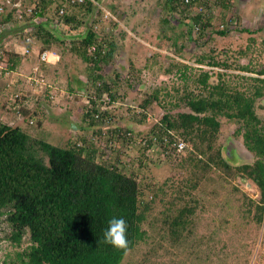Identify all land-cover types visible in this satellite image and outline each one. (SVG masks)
<instances>
[{"label": "rangeland", "instance_id": "1", "mask_svg": "<svg viewBox=\"0 0 264 264\" xmlns=\"http://www.w3.org/2000/svg\"><path fill=\"white\" fill-rule=\"evenodd\" d=\"M95 1L110 16L104 18L93 4L74 12L79 24L74 36L95 31L100 57L111 50L112 56L96 71L71 52V41L64 36L61 41L47 40L48 45L38 38L45 46L52 44L59 60L54 69L43 67L53 90L47 88L45 98L28 99L33 108L42 104L39 110L44 118L53 101L65 112L58 122L45 123L41 132L37 130L40 116H27L33 139L94 152L97 163L114 166L137 181L145 236L121 264H264V217L262 223L256 221L260 193L237 171L255 160L237 133L240 125L219 118V134L205 154L175 131L185 142V151L166 154L163 136L157 132L164 115L175 118L190 113L187 98L207 95L195 83L203 72L211 74L210 84L220 81L230 91L251 94L257 87L264 88V83L252 80L257 76L251 73L264 67V22L251 18L253 23L243 26L226 0H198L190 10L182 0ZM198 13L202 19L196 31L193 17ZM219 31L227 36H218ZM86 55L95 56L87 50ZM212 62L218 67H209ZM23 84L22 90H28ZM104 85L107 90L102 91ZM49 91L59 99H50ZM155 92L159 100L142 107ZM255 112L264 120V98L256 100ZM72 126L79 132H69ZM154 134L157 142L152 140ZM217 150L228 169L210 161ZM37 155L46 162L42 152ZM180 212L184 224L172 229ZM10 233L6 215L0 216V264H18L19 255L29 246L28 233L19 245L7 239Z\"/></svg>", "mask_w": 264, "mask_h": 264}, {"label": "trees", "instance_id": "2", "mask_svg": "<svg viewBox=\"0 0 264 264\" xmlns=\"http://www.w3.org/2000/svg\"><path fill=\"white\" fill-rule=\"evenodd\" d=\"M192 0L187 10L196 8ZM87 9L91 7L88 1ZM226 7V6H225ZM202 14L193 17L198 26ZM64 23L78 28L74 17H64ZM203 30V28H202ZM38 38L61 41L62 38L41 24L37 30ZM225 37L224 31L216 32ZM45 36V38L43 37ZM7 36L0 38V42ZM71 52L83 62L92 64L99 70L112 56V50L100 57L86 55V50L94 44L95 36L83 32L69 37ZM48 45V44H47ZM73 45V46H72ZM202 63V60H198ZM9 69L14 70L19 57L10 55ZM209 67H218L212 62ZM243 67V71H248ZM254 82L264 83V67L253 72ZM209 72L201 73L195 83L206 96L187 98L190 113H179L175 118L164 115L160 124L166 130L180 133L203 154L212 150L224 117L240 125L237 133L243 145L254 157L253 164L243 165L237 171L249 179L259 190L257 204L258 223L264 217V120L255 112V102L264 98V88L257 87L251 94L230 91L226 84H210ZM96 80L101 79L96 77ZM103 90H107L104 85ZM158 101V92L142 102L147 107ZM206 146V150L202 148ZM42 152L47 159L39 157ZM217 166L228 169L226 160L217 150L210 156ZM197 164V163H196ZM139 186L132 176H127L114 166H106L95 161L94 152L74 147L61 148L43 140L31 138L18 127L0 123V216L6 215L11 228L7 236L19 245L25 233L29 235V246L19 255L18 264H121L125 254L144 239L142 229L144 214L140 211ZM125 219L129 248L119 250L104 242V232L108 221L113 218ZM182 212L172 221L171 228L183 226Z\"/></svg>", "mask_w": 264, "mask_h": 264}, {"label": "built area", "instance_id": "3", "mask_svg": "<svg viewBox=\"0 0 264 264\" xmlns=\"http://www.w3.org/2000/svg\"><path fill=\"white\" fill-rule=\"evenodd\" d=\"M97 6L104 13V18L110 16V13L104 10L95 0H0V38L7 36L11 42H0V78H11L14 72L9 69L8 60L10 55H16L19 58H26L35 53L37 66L33 67L30 74L23 76V82L28 85V91L36 97H47L45 91L52 88L47 83L40 67L41 64H53L57 61V52L50 46H45L38 39V26L47 24L54 34L69 39L75 35L78 30H73L71 26L64 23V17H75L74 12H80L86 6L87 2ZM192 0H183L184 6H190ZM195 9V8H194ZM198 30V27L195 28ZM95 33V31H92ZM8 47H11L8 49ZM89 55H94L98 51L96 46L92 44L87 48ZM55 59V60H53ZM11 82L8 83L10 85ZM27 94L28 92H24ZM50 93V91H49ZM23 93L16 91L10 93L8 99V110L12 111L16 118H22L21 109L18 106ZM53 93L49 98L52 99ZM94 121L99 120V115H94ZM31 124V122H30ZM161 132L167 151L166 154L178 155L185 151V142L176 136L172 131L166 130L157 124V132ZM156 132V133H157ZM130 136V133H127ZM153 142H157L156 134L152 137ZM146 140H144V143ZM79 145V144H77Z\"/></svg>", "mask_w": 264, "mask_h": 264}, {"label": "crops", "instance_id": "4", "mask_svg": "<svg viewBox=\"0 0 264 264\" xmlns=\"http://www.w3.org/2000/svg\"><path fill=\"white\" fill-rule=\"evenodd\" d=\"M229 3L233 4V9L237 10L238 17L240 18L241 24L244 26L246 24H252L253 22L251 21V18L256 19V23H262L264 20L261 19V17H264V0H226ZM59 60V58H58ZM57 62V61H56ZM37 59L35 53L30 55L29 57L26 58H20L19 59V66L14 70L12 73L13 76L11 78H0V99H3L0 101V123L6 124L8 126H15L20 128L23 132L28 134L30 137H34L32 134V127L29 126L27 123V116H33L34 113L40 116L41 123L39 124V128L37 130H40V132L44 129L45 123L49 122H58L61 118V113L65 112V108L62 106H57L55 102L53 101V106L52 108L49 107L50 111L47 109V114L46 117H43V114L39 110V106H42V104H36L33 108V104L28 98H33V95H27L24 92L28 90H22L23 87V76H24V70L27 67H35L37 66ZM55 62L53 64H41V71L44 73V68H49L54 69L55 68ZM58 69V67H56ZM22 81V83L20 82ZM10 85H8V83ZM53 90V88H51ZM16 91H22L24 99L21 98L18 106L21 108V112L23 114L22 119H17L15 115L13 114L12 111L8 110V99L7 98H2L4 95L10 94V92H16ZM50 93H54L53 91H50ZM57 95L55 94L53 99L57 101ZM45 112V111H44ZM49 112V113H48ZM41 114V115H40ZM29 120V119H28ZM30 121V120H29ZM56 124V123H55ZM70 129V130H69ZM68 131L71 133H78L79 130L78 128L71 127L69 128ZM74 139V137H73ZM50 143V142H48ZM52 144V143H50Z\"/></svg>", "mask_w": 264, "mask_h": 264}, {"label": "clouds", "instance_id": "5", "mask_svg": "<svg viewBox=\"0 0 264 264\" xmlns=\"http://www.w3.org/2000/svg\"><path fill=\"white\" fill-rule=\"evenodd\" d=\"M127 228L128 225L125 219L116 217L111 218L104 232V242L116 249L127 251L129 248Z\"/></svg>", "mask_w": 264, "mask_h": 264}]
</instances>
